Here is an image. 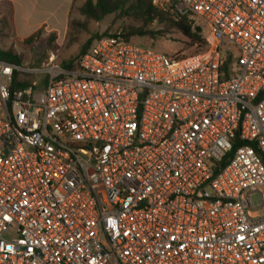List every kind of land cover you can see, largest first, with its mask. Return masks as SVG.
<instances>
[{"label":"built area","instance_id":"2783aa9c","mask_svg":"<svg viewBox=\"0 0 264 264\" xmlns=\"http://www.w3.org/2000/svg\"><path fill=\"white\" fill-rule=\"evenodd\" d=\"M176 8L202 52L0 61V264H264V0Z\"/></svg>","mask_w":264,"mask_h":264},{"label":"rangeland","instance_id":"374dc122","mask_svg":"<svg viewBox=\"0 0 264 264\" xmlns=\"http://www.w3.org/2000/svg\"><path fill=\"white\" fill-rule=\"evenodd\" d=\"M87 0H77L72 9L69 23L61 22L52 30L41 28V34L31 43H23L35 33H27L23 28L13 26L11 21V8L7 3L0 1V51L12 52L20 58L21 66L26 70H35L50 57L54 56L58 64L68 63L77 57L87 44L104 34L121 33L129 26L137 24L129 18L122 17L119 13L107 16L97 23L87 21L80 13L81 7ZM199 26L200 20L193 19ZM155 27V26H154ZM138 44L152 47L153 49L174 56L178 53L194 55L200 51L198 45H190L189 41L180 35L171 34L156 41L147 39L137 40ZM32 74H23V80L38 89L39 81ZM255 206L260 205L258 195H252Z\"/></svg>","mask_w":264,"mask_h":264},{"label":"trees","instance_id":"16d2710c","mask_svg":"<svg viewBox=\"0 0 264 264\" xmlns=\"http://www.w3.org/2000/svg\"><path fill=\"white\" fill-rule=\"evenodd\" d=\"M176 4L177 0H170L168 7L163 9L154 6L149 0H87L81 7L80 13L87 21L97 23L116 13L131 19L137 25L129 26L121 32L128 41L136 42L140 39L156 41L168 35L177 34L189 41L190 45H198L200 49L198 53L202 52L207 47L204 29L200 25L196 26L189 15L181 14L177 10ZM39 34H41L40 31L21 42L31 43L37 39ZM105 36L110 35L104 34L97 38ZM93 41L89 42L77 57L68 63H63L62 66L66 69H76L78 60L89 50ZM0 61L21 66L20 58L9 51H0ZM237 147L235 146V149Z\"/></svg>","mask_w":264,"mask_h":264},{"label":"crops","instance_id":"0c3cea01","mask_svg":"<svg viewBox=\"0 0 264 264\" xmlns=\"http://www.w3.org/2000/svg\"><path fill=\"white\" fill-rule=\"evenodd\" d=\"M11 8L13 26L27 33L41 28L52 30L61 22L69 23L77 0H0Z\"/></svg>","mask_w":264,"mask_h":264}]
</instances>
